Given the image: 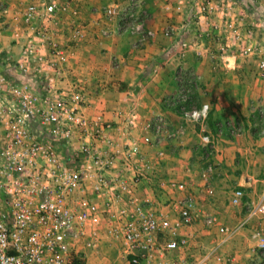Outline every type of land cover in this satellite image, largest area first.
Wrapping results in <instances>:
<instances>
[{
	"label": "built area",
	"instance_id": "obj_1",
	"mask_svg": "<svg viewBox=\"0 0 264 264\" xmlns=\"http://www.w3.org/2000/svg\"><path fill=\"white\" fill-rule=\"evenodd\" d=\"M71 4L72 0H29L9 17L8 7L0 1V32L12 28V37L24 42L20 57L9 62L19 73H35L30 67L34 60L66 78L67 53L53 40L48 23L55 15L68 12ZM240 4L238 0H165L162 9L170 18L210 9L219 12L222 22L216 27L221 36L231 40L242 56L258 55V75L264 78V49L252 44L250 30L244 28L248 6ZM76 11L74 7L72 20ZM104 12L108 19L120 18L131 34L144 33L149 17L144 0L112 4ZM90 29L88 24L70 21L69 39L83 41ZM101 33L108 34L107 30ZM179 33L172 23L163 30V35L171 38ZM146 34L153 36L154 32ZM197 34L200 39L210 37L209 33ZM191 41L180 40L181 56L194 44ZM229 47L232 45L220 48V53ZM43 48L47 53H42ZM187 98L188 93L180 95L182 102ZM86 104L77 83L57 89L48 80L42 92L36 93L28 84L0 72V264H72L78 256L98 253L104 244H116L119 257L121 244L126 264H174L169 252L192 247V237L182 235L181 230L191 225L197 202L192 196H181L169 199L161 210L145 205L136 194L144 180H154L159 190L177 194L185 193L187 186L156 176L155 161L142 154L140 144L158 145L164 137L180 139L187 124L207 120L210 105L183 107L181 124L172 130L162 118L147 122L145 127L152 134L138 142L129 138L137 127L133 108L114 124L101 116L88 119L83 112ZM120 139L124 143L118 150ZM201 141L212 146L209 135L203 134ZM166 155L163 149L156 152L159 160ZM114 169L117 173L110 175ZM213 169V164H207L200 174L203 181L207 182ZM205 195L213 197L214 190L206 187ZM243 197L242 189L234 190L231 205H241ZM260 214H264L262 203L250 206L237 226L220 225L219 243L193 264L220 260L217 251L221 245ZM208 221L215 223L212 218ZM253 237L264 250V236L255 232Z\"/></svg>",
	"mask_w": 264,
	"mask_h": 264
},
{
	"label": "crops",
	"instance_id": "obj_2",
	"mask_svg": "<svg viewBox=\"0 0 264 264\" xmlns=\"http://www.w3.org/2000/svg\"><path fill=\"white\" fill-rule=\"evenodd\" d=\"M0 1L8 7L9 17L29 2ZM164 1L144 0L149 14L144 33L131 34L124 29L120 18L108 19L104 12L107 6L125 5L127 0H72L68 12L55 15L48 23L53 40L67 53L66 78L57 70L40 67L34 60L30 67L35 73H19L9 62L20 57L24 42L12 37V28L0 32V72L25 84L32 78L35 82L31 84L34 88L31 87L36 93L42 92L48 80L57 89L79 84L86 98L83 112L88 119L101 116L115 124L133 108L137 127L129 138L138 142L152 134L145 127L147 122L162 118L167 129L172 130L181 124L183 107L198 108L208 103L211 111L207 120L202 124H187L180 139L164 137L158 145L140 144L142 154L155 161L156 176L184 182L187 186L185 193L177 194L159 190L154 180H144L136 194L146 206L161 210L171 198L192 196L196 199L191 225L181 230L182 235L192 237L191 249L168 254L174 264H193L219 243L220 225L237 226L247 217L250 206L264 204V78L258 75V55L242 56L231 40L221 36L216 27L222 22L219 12L210 9L170 18L162 9ZM239 2L248 6L244 28L250 30L252 44L263 50L264 0ZM74 7L77 17L72 20ZM70 21L88 24L91 31L85 40L69 39ZM168 23L180 29L174 38L163 35ZM102 30L108 34L102 35ZM147 31L154 35L148 36ZM197 31L209 33L210 37L200 39ZM184 39L194 44L181 56L179 43ZM227 44L232 47L220 53V48ZM47 51L42 49V53ZM182 93H188L186 102L180 99ZM203 134L211 137V147L201 141ZM90 141L96 144L93 138ZM123 143L120 139L118 150ZM162 149L167 155L159 160L156 152ZM210 163L214 169L206 182L200 174ZM116 173L114 169L110 175ZM206 187L214 190L213 197L205 195ZM236 189H242L244 197L241 205L233 206L230 199ZM208 218L215 223H209ZM255 232L264 236V214L238 229L217 251L221 259H212L208 264H264V250L258 247L253 237ZM113 263L126 264L121 244L120 257L118 252Z\"/></svg>",
	"mask_w": 264,
	"mask_h": 264
},
{
	"label": "rangeland",
	"instance_id": "obj_3",
	"mask_svg": "<svg viewBox=\"0 0 264 264\" xmlns=\"http://www.w3.org/2000/svg\"><path fill=\"white\" fill-rule=\"evenodd\" d=\"M115 245L104 244L102 249L98 253L78 256L77 258L83 262V264H107L113 262L116 258L119 249L117 250Z\"/></svg>",
	"mask_w": 264,
	"mask_h": 264
},
{
	"label": "trees",
	"instance_id": "obj_4",
	"mask_svg": "<svg viewBox=\"0 0 264 264\" xmlns=\"http://www.w3.org/2000/svg\"><path fill=\"white\" fill-rule=\"evenodd\" d=\"M238 1H240V0H238ZM34 82L35 81L32 78H29V80L26 81V84H29L30 86H32L31 84H33ZM23 83H25V82H23ZM72 264H83V262H81L78 258H74L72 261Z\"/></svg>",
	"mask_w": 264,
	"mask_h": 264
}]
</instances>
